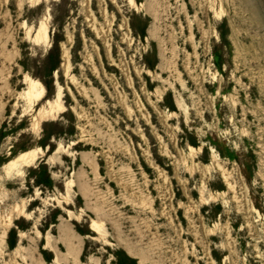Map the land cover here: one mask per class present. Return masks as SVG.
I'll return each instance as SVG.
<instances>
[{
  "label": "rangeland",
  "instance_id": "obj_1",
  "mask_svg": "<svg viewBox=\"0 0 264 264\" xmlns=\"http://www.w3.org/2000/svg\"><path fill=\"white\" fill-rule=\"evenodd\" d=\"M1 128L0 264H264V0H0Z\"/></svg>",
  "mask_w": 264,
  "mask_h": 264
},
{
  "label": "trees",
  "instance_id": "obj_2",
  "mask_svg": "<svg viewBox=\"0 0 264 264\" xmlns=\"http://www.w3.org/2000/svg\"><path fill=\"white\" fill-rule=\"evenodd\" d=\"M141 37H143L144 35H140ZM219 39H220V48L221 47H224V48H227L228 51H230L231 49V44L229 42V39H228V34L226 32H222L220 31L219 32ZM59 40H56V43H58ZM214 56V63L215 65L217 66L218 70L220 72H222V68H223V65L225 64L224 60H223V56L222 54L220 53H217V51L214 52L213 54ZM55 69V68H53ZM43 82V85H44V88L46 89V93L48 96V94L52 93V82L50 81H42ZM170 109H173V103L170 107H168ZM3 137V133H2V128L0 129V140L1 138ZM189 143L193 146H197V143L196 141L193 139L191 141H189ZM46 145H50L49 142L48 143H45L43 145H41L43 148L46 147ZM213 146L215 147V149L218 151L219 153V156L220 157H225L231 161H235L239 164V167H240V171H241V174L242 176L244 177L245 181L247 183H251L252 179H253V176H254V169H255V166H256V161H255V155L253 153H250V155H246L244 159H241L242 156H239L237 154L236 151H234L233 149H231L230 147H218L215 143H213ZM205 151V149H204ZM207 158H201V161L203 162H207ZM6 162V161H5ZM4 160L0 157V167L5 163ZM45 166H43V179L42 178H39L38 180L35 181L36 185L37 186H44L48 189H52L54 187V183H53V179L50 177L47 169L45 170ZM219 188H223V185H221V187ZM254 206L261 210L260 208V205L254 201ZM220 208V206H219ZM58 215L59 213H57L56 215H54L51 219V221L49 222V224L46 226L45 230H47L50 225H57V222H58ZM236 227V226H234ZM25 229V228H24ZM22 228V230H24ZM76 231L78 233H80L81 235H89L90 234V231L87 229L86 231H83V230H80L79 228L76 227ZM16 243H17V240H16V233H15V229H11L9 231V235H8V238H7V245H8V248L10 250L14 249L16 247ZM121 255L118 256V255H115L116 257V264H137V261L136 259L128 256L125 252L123 251H120ZM46 261H50L52 258L50 257H46L45 258ZM220 260V258H219Z\"/></svg>",
  "mask_w": 264,
  "mask_h": 264
},
{
  "label": "bare ground",
  "instance_id": "obj_3",
  "mask_svg": "<svg viewBox=\"0 0 264 264\" xmlns=\"http://www.w3.org/2000/svg\"><path fill=\"white\" fill-rule=\"evenodd\" d=\"M25 80H26L25 82L27 83V88L23 91L21 98L26 102V104L28 105V108H30L35 103H37L43 99L45 88H44L43 84L36 79H32V78L26 76ZM54 107H55V105H54ZM40 111H41V109H40ZM42 116H43V113H42ZM40 154H41V151L39 149L20 152L19 154H17L11 160H9L8 162H6L4 164V166H3V168L5 169L4 172H13L16 175H20L22 172V169L24 167H28V166L32 165L33 162L40 156ZM96 223L94 221H92L90 226L94 232L98 233L99 228H98Z\"/></svg>",
  "mask_w": 264,
  "mask_h": 264
},
{
  "label": "water",
  "instance_id": "obj_4",
  "mask_svg": "<svg viewBox=\"0 0 264 264\" xmlns=\"http://www.w3.org/2000/svg\"><path fill=\"white\" fill-rule=\"evenodd\" d=\"M89 228H90V226H89Z\"/></svg>",
  "mask_w": 264,
  "mask_h": 264
}]
</instances>
